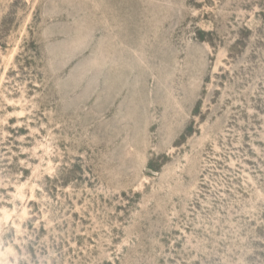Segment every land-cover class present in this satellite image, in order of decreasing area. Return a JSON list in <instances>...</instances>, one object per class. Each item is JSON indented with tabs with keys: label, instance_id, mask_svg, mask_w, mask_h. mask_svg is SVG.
Segmentation results:
<instances>
[{
	"label": "rangeland",
	"instance_id": "374dc122",
	"mask_svg": "<svg viewBox=\"0 0 264 264\" xmlns=\"http://www.w3.org/2000/svg\"><path fill=\"white\" fill-rule=\"evenodd\" d=\"M0 264H264V0H0Z\"/></svg>",
	"mask_w": 264,
	"mask_h": 264
}]
</instances>
